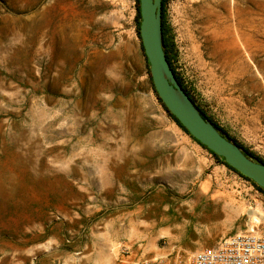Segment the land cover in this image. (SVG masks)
<instances>
[{"label": "rangeland", "instance_id": "rangeland-1", "mask_svg": "<svg viewBox=\"0 0 264 264\" xmlns=\"http://www.w3.org/2000/svg\"><path fill=\"white\" fill-rule=\"evenodd\" d=\"M136 6L0 0V264H76L61 254L74 229L113 215L147 257L264 234V193L153 93ZM166 20L197 102L264 160V0H167ZM224 198L231 210L210 222L190 217Z\"/></svg>", "mask_w": 264, "mask_h": 264}, {"label": "water", "instance_id": "water-1", "mask_svg": "<svg viewBox=\"0 0 264 264\" xmlns=\"http://www.w3.org/2000/svg\"><path fill=\"white\" fill-rule=\"evenodd\" d=\"M162 1L140 0L142 43L160 98L192 136L225 158V161L241 174L264 188V163L247 156L238 144L205 119L179 82L164 50Z\"/></svg>", "mask_w": 264, "mask_h": 264}, {"label": "built area", "instance_id": "built-area-1", "mask_svg": "<svg viewBox=\"0 0 264 264\" xmlns=\"http://www.w3.org/2000/svg\"><path fill=\"white\" fill-rule=\"evenodd\" d=\"M122 264H264V234L236 232L221 238L215 245L197 250L185 259L181 250L147 257L140 245L120 246Z\"/></svg>", "mask_w": 264, "mask_h": 264}, {"label": "crops", "instance_id": "crops-1", "mask_svg": "<svg viewBox=\"0 0 264 264\" xmlns=\"http://www.w3.org/2000/svg\"><path fill=\"white\" fill-rule=\"evenodd\" d=\"M90 212L92 211H86V213ZM116 229L114 215L103 223L80 224L72 232L76 234L77 240H74V245L70 249L62 250V260L75 261L76 264H122L120 246L126 244L124 243V231L120 228ZM226 235L225 233L212 235L208 244L215 245ZM197 243L196 241L189 249L196 251L203 246ZM57 258L58 256L54 254L53 259Z\"/></svg>", "mask_w": 264, "mask_h": 264}, {"label": "trees", "instance_id": "trees-1", "mask_svg": "<svg viewBox=\"0 0 264 264\" xmlns=\"http://www.w3.org/2000/svg\"><path fill=\"white\" fill-rule=\"evenodd\" d=\"M137 6V14H136V18H135V22H136V28H137V34L138 37L141 41V48L143 51V55L145 57L146 60V73L148 75V80L150 83V87L153 91V93L155 94L157 100L159 101V103L161 104V106L164 108V110L167 112V114L177 123V125L182 128L194 141H196L199 145H201L204 149L208 150L215 158L218 162L226 165L228 168L234 170L235 172H237L240 176L244 177L245 179L251 181L261 192L264 193V188H262L261 186H259L257 183H255L253 180H251L250 178L244 176L243 174H241L238 170H236L235 168H233L232 166H230L226 161L225 158H223L222 156H219L218 154H216L215 152H213L212 150H210L207 146H205L204 144H202L199 140H197L194 136H192L190 134V132L187 130V128H185V126L182 125V123L178 120V118L172 114L170 112V110L167 108V106L165 105V103L163 102V100L160 98L154 82H153V78L151 75V70H150V63L149 60L146 56L145 53V49L142 43V38H141V33H140V26H141V12H140V0H136ZM166 4H167V0H163L162 1V25H163V45H164V50L165 53L167 55V58L179 80V82L182 84L183 88L188 92V94L191 96V98L194 100V102L196 103L198 109L200 110L201 114L203 115V117L209 121H211L220 131L222 134H224L225 136H227L229 139H231L232 141H234L236 144L239 145L240 148H242L244 150V152L246 153L247 156H249L250 158L262 162L264 163V160L259 157L255 152H253L252 150H250L248 147H246L244 144L240 143L238 140H236L235 138L231 137L217 122H215L208 114L207 112L200 106V104L197 102V99L195 98V95L193 94L191 88L188 87V85L184 82L183 78L179 75V73L176 70L175 67V57H176V53H175V46L173 44V42L171 41V38L169 36V25L167 24V20H166Z\"/></svg>", "mask_w": 264, "mask_h": 264}, {"label": "bare ground", "instance_id": "bare-ground-1", "mask_svg": "<svg viewBox=\"0 0 264 264\" xmlns=\"http://www.w3.org/2000/svg\"><path fill=\"white\" fill-rule=\"evenodd\" d=\"M223 196V195H222ZM226 197V196H225ZM225 199V198H224ZM221 200V199H220ZM220 200H218L217 199V201H214V207H216L215 208V211L213 212H209L208 211V207H206L205 209H202V210H200V213L198 214V212H197V207H198V205H196V206H194L193 207V209H192V212L189 214L190 215V217H192V219L193 218H197L199 221H204V223L205 222H210V220H212V219H214V218H216L217 216H218V213H222V211H224V212H227V211H229V210H231V208H232V205L230 204V202H227L226 201V199H225V202L224 201H220ZM164 215H166V217H165V221H166V223L167 222H169V221H171V217H169L168 215H167V212H164L163 213ZM191 221V220H190ZM254 221H258V218L257 217H255V219H254ZM189 222V221H188ZM198 222V221H197ZM194 223V222H193ZM190 224H191V222H190ZM189 224V225H190ZM198 224V223H197ZM203 224V223H202ZM188 226V225H187ZM197 226V225H196ZM199 226V225H198ZM198 228V227H197ZM182 229H183V227H182ZM185 231V230H184ZM189 231V230H188ZM192 231V230H191ZM187 232V231H186Z\"/></svg>", "mask_w": 264, "mask_h": 264}]
</instances>
